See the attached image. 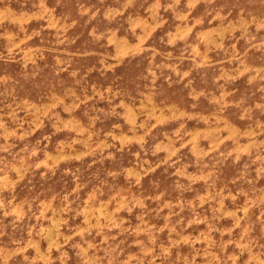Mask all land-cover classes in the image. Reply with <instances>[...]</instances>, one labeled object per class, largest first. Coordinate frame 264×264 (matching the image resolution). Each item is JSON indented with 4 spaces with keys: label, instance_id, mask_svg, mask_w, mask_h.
Returning <instances> with one entry per match:
<instances>
[{
    "label": "rangeland",
    "instance_id": "1",
    "mask_svg": "<svg viewBox=\"0 0 264 264\" xmlns=\"http://www.w3.org/2000/svg\"><path fill=\"white\" fill-rule=\"evenodd\" d=\"M0 264H264V0H0Z\"/></svg>",
    "mask_w": 264,
    "mask_h": 264
}]
</instances>
